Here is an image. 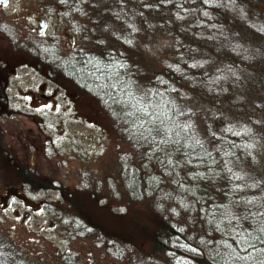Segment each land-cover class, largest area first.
<instances>
[{
    "label": "trees",
    "instance_id": "obj_1",
    "mask_svg": "<svg viewBox=\"0 0 264 264\" xmlns=\"http://www.w3.org/2000/svg\"><path fill=\"white\" fill-rule=\"evenodd\" d=\"M76 1L72 4L82 13L85 8ZM105 4L125 27L148 21L179 31V42L144 93L137 97L125 88L120 102L118 95L96 91L98 82L87 79L86 66L60 63L77 88L97 99L118 138L130 148L111 167L123 197L129 202L152 199L160 209L151 231L139 230V223L133 230L96 214V234L123 249L136 247L139 234L149 243L151 258L182 254L178 243L187 238V231L180 220H192L197 210L190 198L222 186L224 201L208 208L215 245L193 257L195 263L264 264V27L257 29L247 12L250 4L258 11L259 4L255 0H105ZM234 4L252 20L235 21L228 15L230 7L237 9ZM260 21L264 25V15ZM111 58L92 63L107 65L108 76L117 79L121 72L129 81L128 67L116 70L118 60ZM130 95L135 101L129 102ZM136 101L139 104L133 107ZM20 174L23 189L55 188L44 186L31 167L25 166ZM66 198L69 209L77 208L81 217L95 215L92 200L78 194ZM51 208L57 210L54 204Z\"/></svg>",
    "mask_w": 264,
    "mask_h": 264
},
{
    "label": "rangeland",
    "instance_id": "obj_2",
    "mask_svg": "<svg viewBox=\"0 0 264 264\" xmlns=\"http://www.w3.org/2000/svg\"><path fill=\"white\" fill-rule=\"evenodd\" d=\"M43 1L11 0L10 6L0 8V17L8 16L9 22L6 30H0V71L6 73L10 82L9 112H19L20 107L26 112L21 117L20 132L19 128H12L5 136L7 144L2 143L0 195H7V209L1 208L0 199V264H63L66 260L65 264L71 261L76 264H196L193 257L202 256L215 245L208 208L224 201V188L220 186L217 191L214 186L211 191L190 198L197 210L192 212V220H180L187 231V238L178 243L182 254L173 252L151 258L150 245L139 234L134 248L123 249L121 245L117 248L103 240L105 237L102 239L94 229L99 220L96 214L120 221L123 226H133V230L139 223L142 224L139 230L147 227L151 231L160 209L152 199L129 202L123 197L124 189L117 183L116 171L111 167L130 148L118 138L113 122L97 99L77 88L68 78V72L60 67L62 62L79 68L86 66L90 71L87 79L98 82L96 91L118 95L119 102L125 88L136 92L138 97L150 84L155 70L171 57L172 48L179 42L176 38L179 31L163 30L148 21L125 27L113 16L105 0H87L85 10L72 14L75 20L69 23L71 19L61 13L62 1L55 0V14L45 34L38 37L36 18ZM255 1L259 10L255 11L254 4H250L247 12L253 15L257 29H262L264 0ZM234 5L237 9L230 7L228 15L234 16L235 21L248 20V14L243 16V11L238 9L239 4ZM255 7L258 6L255 4ZM127 21L123 19L124 23ZM190 21L188 17L187 23ZM36 42L46 43L47 48L56 43L58 51L55 54L32 52ZM103 57L118 60L116 70L123 72L127 66L129 81L121 72L117 79L108 76L107 65L92 63L93 59ZM43 85L45 91H42ZM37 99L43 103L38 104ZM153 165L150 164L151 170ZM25 166L39 174L44 186L55 188L23 189L20 173ZM12 189L40 207L28 206L11 194ZM72 194L92 200L91 210L95 215L81 217L77 208L69 209L66 197ZM52 204L57 210L51 208Z\"/></svg>",
    "mask_w": 264,
    "mask_h": 264
},
{
    "label": "flooded vegetation",
    "instance_id": "obj_3",
    "mask_svg": "<svg viewBox=\"0 0 264 264\" xmlns=\"http://www.w3.org/2000/svg\"><path fill=\"white\" fill-rule=\"evenodd\" d=\"M56 1H62L61 3H63V7H62V12L63 14L67 15L68 18H70L71 20L69 21V23H73L75 18L72 14L77 13V9L75 8V3L78 2L76 0H71V1H67V0H56ZM56 1L55 0H45L43 1V3L40 4V15L37 16L36 18V34L38 37H42L45 32L47 31V27H48V23L50 18L52 19L54 14H55V5H56ZM10 2L11 0H0V8H7L8 6H10ZM42 2V1H41ZM45 2V3H44ZM74 3L71 6L68 5V3ZM82 5L84 8H86L87 5V0H80L79 5ZM80 5V6H81ZM9 14V13H8ZM8 16L5 17H0V30H6L7 29V24H9V22H7ZM11 22V21H10ZM11 24V23H10ZM10 29L12 28L11 25H9ZM15 30V29H14ZM36 36V37H37ZM30 39H35L34 37L30 38ZM40 43V42H39ZM38 42L34 43V49L31 51H47V54L53 53L55 54L58 49H57V45L52 44L51 47L47 48L48 45L46 43H40ZM52 54V55H53ZM46 64H48V62L45 60L44 61ZM9 80L7 79V75L6 73L1 70L0 71V149H2V153L0 155H4L3 152V144L2 143H6L5 140V136H7L8 134H10L9 130H11L12 128H19V130L17 129L18 132H20L21 128V117L24 116V113L26 112H22L20 107V110H18L19 112H9L10 111V107H11V97L8 93V87H9ZM42 91H45V85L42 86ZM43 97H45L46 99L48 97H46V95L44 93L41 94ZM38 102V104H42V99H37L36 100ZM7 144V143H6ZM0 164H1V160H0ZM0 199L2 201V205L1 208H3V210L7 209V195L3 196L0 195Z\"/></svg>",
    "mask_w": 264,
    "mask_h": 264
},
{
    "label": "water",
    "instance_id": "obj_4",
    "mask_svg": "<svg viewBox=\"0 0 264 264\" xmlns=\"http://www.w3.org/2000/svg\"><path fill=\"white\" fill-rule=\"evenodd\" d=\"M11 194L13 195H17L18 197H20L21 199H23L26 204L28 206L34 207L36 209H38L40 207V204L34 203L33 201H31L29 198H27L24 194H19L16 190L12 189L11 190Z\"/></svg>",
    "mask_w": 264,
    "mask_h": 264
},
{
    "label": "snow or ice",
    "instance_id": "obj_5",
    "mask_svg": "<svg viewBox=\"0 0 264 264\" xmlns=\"http://www.w3.org/2000/svg\"><path fill=\"white\" fill-rule=\"evenodd\" d=\"M135 101V97L134 96H129V102H133ZM139 104V101H136L135 103H133V107H136ZM241 259H246V257H241Z\"/></svg>",
    "mask_w": 264,
    "mask_h": 264
}]
</instances>
